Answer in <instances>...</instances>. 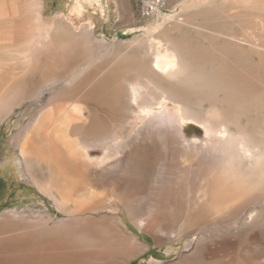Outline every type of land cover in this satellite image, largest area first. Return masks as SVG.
Here are the masks:
<instances>
[{"label":"rangeland","instance_id":"1","mask_svg":"<svg viewBox=\"0 0 264 264\" xmlns=\"http://www.w3.org/2000/svg\"><path fill=\"white\" fill-rule=\"evenodd\" d=\"M167 1L168 18L154 26L156 17L141 18L138 0H0V168L9 155L19 156L27 136L39 141L52 135L53 121L36 133L44 116L51 112L59 120L72 106L81 107L90 123L77 129L76 138L90 143L106 134L121 146V168L105 175L102 165L84 167L82 189L64 210L28 184L22 170L10 177L0 170L1 263L185 264L200 252L214 264H264V181L242 196L231 195V202L223 199L220 207L200 203L205 214L174 230L153 224L159 208L174 211L177 198L191 190L185 137L203 136L193 124L181 130L166 112L136 120L128 92L143 65L154 66L152 39L169 40L181 50L182 76L158 79L175 100L200 119L233 117L232 132L241 128L264 153V0L256 8L220 0H197L191 7L187 0ZM147 121L158 122L161 130L155 150ZM169 134L176 138L172 159ZM209 166L207 179L214 170ZM33 172L44 184L46 173L37 166ZM25 185L33 190L29 197L19 195ZM257 194L261 199L249 203ZM198 221L208 223L205 231L195 226Z\"/></svg>","mask_w":264,"mask_h":264},{"label":"bare ground","instance_id":"2","mask_svg":"<svg viewBox=\"0 0 264 264\" xmlns=\"http://www.w3.org/2000/svg\"><path fill=\"white\" fill-rule=\"evenodd\" d=\"M220 1L226 4H233V5L241 4L243 7V5H247V6L254 5L259 0H220ZM166 2L168 3L167 0ZM192 2L194 4H197L198 1L187 0L185 2V5H187V7H191L193 6ZM226 4L225 7H227ZM255 6L256 5H254V8H256ZM155 17L156 20H154L152 23L154 26H158L162 20H166V17L168 18V16H166L164 13H158L153 18ZM170 18L171 17L169 16V19ZM42 36L45 37L44 35ZM150 46L151 49H153L154 51V66L150 67L148 64L143 65L140 71H138L139 75H137L134 80L129 81L128 92L129 94H131L132 101L134 104V107L131 109V113L134 114L135 116L133 118H135L136 120L144 119V121H146L151 116L155 115L157 112H166L169 115V117L177 121L181 130H183L186 126L193 124L197 126V128L201 129L203 136L201 137L198 135H194V136L192 135L185 137L186 147L184 150L187 152L185 153L186 154L185 157L189 156L188 159L189 165L187 166L185 164L187 166L185 167V170H186V174L189 175V176L187 175L188 176L187 179H189L188 182H190L192 185V186L190 185L191 190H189L188 193L186 192L182 194L180 197H179L180 194L177 192L179 198H177L176 204L174 203L176 205L174 211L170 212L171 209L170 210L168 209L169 210L168 213H165V211L162 210H161L162 212L161 211L158 212L160 210L159 208V210H157L156 212L157 216L155 215V220H154L155 222H153L155 226H159V227L161 226L166 229H170V228L173 229L175 227L177 228L178 223L181 221L183 222L184 220L189 221L191 218L195 219V220L192 219V221H197V219L199 220V218L197 217L198 216L200 217L201 215L205 214V211L200 209L199 206L200 203H203L202 206L205 203L206 204L212 203L215 204L213 205L214 207L216 206V204H217L216 207H220L221 206L220 201H222L223 199L225 200L229 198L231 202L233 195H237L238 197L242 196L244 193H246L245 191L254 188L253 187L254 183H261V181H264V153L259 146L253 145V143L251 144L249 142L250 139L248 140V137H246L248 135L244 136L245 131L243 130V132H240L242 130L241 128L238 129L237 127L238 130L237 132H239L238 134H236V132L235 133L232 132L230 128V124L232 126L233 125L236 126L235 124H237V121H234L236 119L233 120V117H231L232 120L228 118L229 119L228 121H234L233 122L234 124H232V122H230L229 124V122L226 121V119H224L225 117L227 118V116L225 115L224 118L222 116V119L217 118V116L215 118L210 117L206 119H200L197 116H194L193 114L191 115L192 109L190 110L191 113L187 111V109H190L187 108V105H185L187 108L186 109L180 103V101L175 100L178 99L179 97L176 98V94L173 91H171V89L166 88L162 84V82L158 79V77L164 76L165 78L171 77V79L172 78L175 79L178 76H182L181 74L183 68H182L181 55L179 53L181 50L178 51L177 49L178 47L176 48V46H174L173 43L170 42L169 40H167L166 42L165 40L162 41L157 38L152 39ZM225 68L226 67H223L222 69L224 70ZM188 79H190V77ZM56 80L59 81V78H57ZM185 80L186 79H184V81ZM232 87H234V85H232ZM235 92L237 93V91ZM230 94L229 95L227 94L229 98H231ZM117 101L116 104L118 103ZM121 102H124V100ZM236 102L234 103L236 104ZM234 103L232 104L233 106H235ZM98 106L97 108H99ZM173 106L176 107L173 108ZM119 107L121 108V106ZM236 108L237 106L235 107V109ZM238 110H239V106H238ZM83 111L84 110L81 109V107L79 106H72L71 111L69 110L68 113H64L59 120H55L54 116L56 115L49 112L50 114L44 116L42 120L37 124L35 130L36 133L45 130L48 124H50L53 121L54 129H52L53 131H51L52 135H50L51 133L47 131L48 133H50L49 134L50 137L46 136L48 135L47 133L45 135L46 138L42 136L40 137L41 139H39V141H34L31 136H27L26 138H24V140L19 146L20 147L19 156H14L13 154H11L1 164L0 170L2 174L4 175L13 174L16 168H18L19 171L22 170L23 172L21 174V177L25 178L28 184H33L46 196L52 198L59 205L60 208H63L65 206H70L71 204H73L74 198L80 192L81 187L79 188V185L81 184V180L85 175L84 167L88 168L91 166L90 165L91 163L92 165L93 163H96L97 165L103 166V172H105V175H106V170L107 171L112 170L117 172L121 168V161L120 159L117 158L118 153L120 154L119 148L121 146L119 147L120 144L115 143L117 137L112 136L115 137L114 140L112 141V137L107 139L106 134L98 135L96 137V140H93V142L90 143L86 141H81L78 138H76V136H78L77 129L81 127L83 124L85 125L90 124L88 123V117H86ZM235 111L237 115L240 114L237 113V110ZM233 115H235V113ZM147 124L150 132L149 137L152 140V149L155 150L157 148V140L155 138L156 137L155 134L159 133L161 130L160 128H157L158 122H155L154 124L153 121L152 122L147 121ZM110 139L111 141H109ZM175 141L176 138H174V135L169 134L166 142L169 145V152L171 159L172 156L174 158V154L177 152ZM97 149H101L102 152L101 150H99V152L101 153L97 152ZM112 159L113 161L110 162V160ZM22 160H24V164H22L23 162ZM208 165H210L209 166L210 173H211V167H214L213 176H209L210 181L205 177V170H206V166ZM34 166H37L41 171L46 173L47 178L44 184L40 183L34 176V172H33ZM185 191L186 190H184V192ZM89 193L92 195L94 192L90 191ZM20 194L21 196L29 197L33 194V190L29 185H25L22 191L19 192V195ZM234 198L236 199V196ZM260 199H261V195L257 194V195H253L251 199H249L250 201L248 200L247 201L249 203H256ZM117 200L119 199H114L113 203ZM119 201L117 202L122 204L123 202L122 199ZM218 204H220V206ZM64 209L65 208H63V210ZM112 210L114 212V209ZM219 210L220 209H218V211ZM230 213L233 214V212ZM234 214L230 216L233 218V216H235ZM202 219L200 218V221ZM198 223L199 221L195 224V226H198L199 229H203L205 231L207 227L206 225L210 223V221L208 223H205L204 226H201L203 225L202 222L199 224ZM217 223L218 222H216V224ZM116 230H117L116 232L121 234L118 228ZM184 235H186V233ZM181 237L183 238L184 236ZM127 239L128 237H126V240ZM195 240H196L195 238H192L189 241L187 240L188 242L187 247L190 248L192 244L195 242ZM118 252L119 251H117V253ZM195 254L196 255H193L191 259L185 260V264H214V261L209 262L208 260L203 258L202 253L196 252ZM0 264H8V262H2V263L0 262Z\"/></svg>","mask_w":264,"mask_h":264},{"label":"built area","instance_id":"3","mask_svg":"<svg viewBox=\"0 0 264 264\" xmlns=\"http://www.w3.org/2000/svg\"><path fill=\"white\" fill-rule=\"evenodd\" d=\"M140 16L144 20L153 18L158 13L168 11L166 0H138Z\"/></svg>","mask_w":264,"mask_h":264}]
</instances>
